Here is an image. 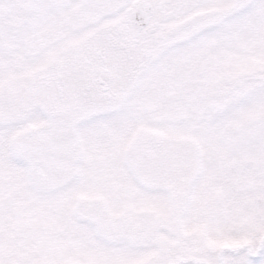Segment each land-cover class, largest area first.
Here are the masks:
<instances>
[{
    "label": "snow or ice",
    "instance_id": "6c2138e0",
    "mask_svg": "<svg viewBox=\"0 0 264 264\" xmlns=\"http://www.w3.org/2000/svg\"><path fill=\"white\" fill-rule=\"evenodd\" d=\"M0 264H264V0H0Z\"/></svg>",
    "mask_w": 264,
    "mask_h": 264
}]
</instances>
